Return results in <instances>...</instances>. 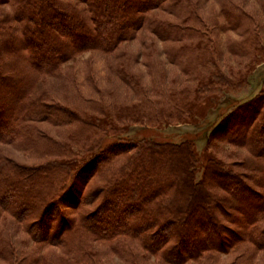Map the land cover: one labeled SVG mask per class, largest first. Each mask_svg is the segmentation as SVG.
Wrapping results in <instances>:
<instances>
[{"label": "trees", "instance_id": "obj_1", "mask_svg": "<svg viewBox=\"0 0 264 264\" xmlns=\"http://www.w3.org/2000/svg\"><path fill=\"white\" fill-rule=\"evenodd\" d=\"M191 7L190 0H0V264H109L108 256L123 259L135 246L165 264H220L231 253L230 264H264V193L215 160H209L207 180L196 183L199 162L190 145L125 138L130 121L159 127L165 119H204L201 107L220 104L228 90L242 87L244 73L220 66L218 48L196 27ZM142 31L173 45L168 57L185 62L181 70L195 86L171 90L153 115L144 111L145 102L114 113L90 103L87 113L84 105L57 100L65 64L87 52L112 57ZM244 41L255 44V38ZM118 69L145 92L124 64ZM53 122L78 128L57 139L39 128ZM221 136L222 129L213 134ZM107 138L113 145L104 146ZM2 147L19 155L31 151L38 163H20ZM255 153L261 158L264 149ZM120 156L125 160L118 164ZM252 164L262 174L253 181L264 190V163ZM95 174L104 175L96 188L84 194L76 187ZM218 177L228 183H214ZM86 202L95 205L83 212ZM66 208L79 216L71 218ZM167 232L177 244L162 251Z\"/></svg>", "mask_w": 264, "mask_h": 264}, {"label": "rangeland", "instance_id": "obj_2", "mask_svg": "<svg viewBox=\"0 0 264 264\" xmlns=\"http://www.w3.org/2000/svg\"><path fill=\"white\" fill-rule=\"evenodd\" d=\"M190 1L191 9L195 10L199 17L196 27L212 38L218 48L220 66L228 73L231 69H234L235 73H244V83L240 88L232 87L228 90L220 104L201 107L202 112L205 111L206 114L204 119L198 118L194 122L165 119L159 127L130 121L127 123L129 133L125 138L130 139L132 144L140 145L146 140L151 141V145H190L199 162L194 166L196 183L207 180L206 168L209 160H215L221 164L222 168H219L224 172L233 174L245 185L264 193L253 181L256 176L261 177L262 174L257 173L251 166L252 163H264V156L258 158L255 153L260 147L264 149V137L259 134L264 132V0ZM4 8L6 11L10 10L9 6ZM227 14H230V18ZM159 17L171 19L162 13ZM148 38L152 42H146ZM248 38H255L253 46L245 43L244 40ZM173 48L172 44H163L142 31L132 43L123 45L112 57L99 52L81 54L76 60L62 67V81L56 85L57 100L61 104L74 107L84 105L87 113L92 112L88 106L90 103L100 104L114 113V108L140 106L145 102L150 107L144 106V111L153 115L159 107H165L171 90L179 91L180 88L195 86L181 70L185 62L182 60L180 64H176L168 57L167 54ZM121 64L140 81V89L145 90L141 92L142 97L139 89L129 85L119 76L118 67ZM199 110L196 109V114L201 115ZM92 116L98 118V114ZM39 128L54 138L66 140L67 135L78 128V124L62 125L53 122L41 124ZM221 129L225 136L214 138L213 134ZM113 143L114 140L107 138L104 146L108 147ZM1 149L20 163H38L39 155L31 151H24L25 153L19 155L8 148ZM162 156L165 157V153ZM123 160L125 156H120L117 163ZM103 179V174L88 175L77 181L76 187L86 194L100 185ZM214 180V183L216 180L223 184L228 183V180L221 177ZM236 187H239L237 192L242 193V186ZM213 191L220 196L227 195L216 187ZM86 203L83 205V212L92 210L95 205ZM244 203L248 206L249 201ZM66 211L71 218L79 216L74 209L66 208ZM218 218L223 224L232 226L221 213H218ZM156 229L152 232L159 230ZM169 232L165 236L168 242L164 244L162 251H167L177 244L176 236ZM163 234L165 235V232ZM18 237L22 239L21 235ZM234 256L233 253L221 256L220 264H230ZM108 257L105 262L109 264H165L160 255L152 257L137 246L124 254V260L113 255Z\"/></svg>", "mask_w": 264, "mask_h": 264}]
</instances>
